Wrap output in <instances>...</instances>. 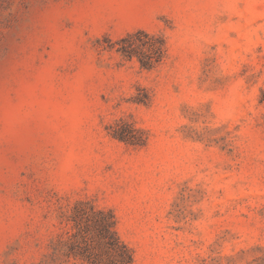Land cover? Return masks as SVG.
I'll use <instances>...</instances> for the list:
<instances>
[{"label": "rangeland", "instance_id": "rangeland-1", "mask_svg": "<svg viewBox=\"0 0 264 264\" xmlns=\"http://www.w3.org/2000/svg\"><path fill=\"white\" fill-rule=\"evenodd\" d=\"M138 29L151 70L109 47ZM83 198L132 264H264V0H0V264Z\"/></svg>", "mask_w": 264, "mask_h": 264}, {"label": "trees", "instance_id": "trees-1", "mask_svg": "<svg viewBox=\"0 0 264 264\" xmlns=\"http://www.w3.org/2000/svg\"><path fill=\"white\" fill-rule=\"evenodd\" d=\"M126 60L136 59L142 69L151 70L166 55L162 35L142 29L127 33L110 44ZM109 134L120 141L141 145L138 130L123 119L108 126ZM47 252L39 264H132L133 252L121 239L111 209L99 207L90 199H76L59 206L57 224Z\"/></svg>", "mask_w": 264, "mask_h": 264}]
</instances>
